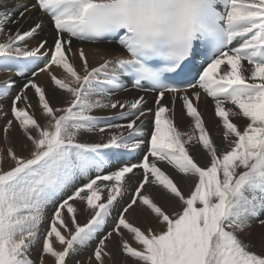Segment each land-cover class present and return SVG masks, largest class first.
I'll return each instance as SVG.
<instances>
[{"label":"snow or ice","instance_id":"obj_1","mask_svg":"<svg viewBox=\"0 0 264 264\" xmlns=\"http://www.w3.org/2000/svg\"><path fill=\"white\" fill-rule=\"evenodd\" d=\"M37 9L52 22L51 45L47 38L28 44L43 27L39 18L24 27ZM85 42L118 44L126 56L97 48L103 62L90 66ZM53 66L65 75L58 77ZM0 70L24 80L0 141V264H46L45 254L54 264H67L77 247L93 241L87 261L75 264H123V257L142 264H264V233L255 241L244 239L254 221L264 227V0H0ZM42 73L66 94L61 105L52 104L38 82ZM12 75L0 82V99L16 86ZM125 78L157 94L154 113L142 110L143 96L114 99ZM29 90L43 121L33 111ZM201 90L214 101L229 150H218L205 126L198 110ZM166 97L173 108L165 105ZM177 99L193 121L190 132L175 124ZM117 108L115 116L93 115ZM149 113L153 128L146 132ZM235 114L249 121L243 130L230 118ZM7 115L0 104V116ZM14 127L20 130L16 142L9 135ZM96 132L107 133L106 139H82ZM194 141L210 156L208 166L190 154ZM110 149L144 154L138 163L105 172ZM159 162L197 178L189 196ZM134 170H142L143 178L113 216ZM148 184L160 186V199L178 198L182 211L169 215L143 191ZM77 200L92 212L86 223L77 219ZM144 209L165 229L145 231L130 222L129 214ZM125 230L139 248L124 237ZM113 237L120 261L109 248ZM41 242L42 253L34 259L32 250Z\"/></svg>","mask_w":264,"mask_h":264},{"label":"bare ground","instance_id":"obj_2","mask_svg":"<svg viewBox=\"0 0 264 264\" xmlns=\"http://www.w3.org/2000/svg\"><path fill=\"white\" fill-rule=\"evenodd\" d=\"M7 2L11 4L14 2V0H7ZM33 2L34 0H28V3H33ZM31 16H32V19L29 20L26 24H24L25 28H27L30 24H32L33 21L37 18L43 21V27L38 33V35H36L34 38L28 41L29 46H34L42 38H47L49 45H51L52 38L55 33H54V28H53L50 18L46 14L42 13L39 9L32 12ZM21 23H23V21ZM7 28L14 29L15 26L9 24ZM7 28L5 29V32H7ZM78 45H79V42L74 40L73 46L77 47ZM82 46L85 49L90 66H97L98 64L103 62L101 53H98L96 51L97 48L103 50L105 47H112V48H115L121 54L126 56V53L118 44L107 45L106 43H87L85 42ZM75 63L77 66H79V64L81 63L78 56L75 57ZM42 64H43V61L40 62V66H42ZM244 66L248 67L246 62L244 63ZM52 72L55 73L58 77H62L65 75L63 70L57 66L52 67ZM28 74L30 75V73ZM10 75H12V73L8 71L0 70V82H3L6 79H8ZM12 78L16 81V86L10 90L9 95L6 98L0 99V104L3 105V111L8 113L7 117L0 116V141H2L3 135H4L2 132L3 125L6 123L7 119L12 118L11 112H10L12 99L14 95L18 92L20 86L24 83V80L18 76L12 75ZM38 82L41 83L43 86H45L46 89L48 90V94L50 96V100L52 104L59 106L63 103L66 94L64 93L63 90H56L54 88L53 84L51 83L48 73L40 74L38 77ZM124 83H125V87L122 90L117 91L115 93L114 99H121V100L126 99V100L131 101L136 97L143 96L145 99V103L142 105V110L152 109L154 113V110L156 107L154 101H156L157 95L135 89L132 85L127 83L126 78H125ZM28 96L30 97L31 102L33 104V111L35 112L36 117L40 119L41 121H43V117L41 116L40 110L36 107V97L33 95V92L31 90L28 91ZM164 103L170 109L173 108V104L169 97H166L164 99ZM20 106H23V105L21 104ZM227 107H232V106L227 105ZM198 110L201 112L203 120L205 122V126L209 130V134L212 137L218 150H220L221 152L223 150H229V142L226 141L223 137L224 129L222 127V122L215 115L214 101L212 100L211 97H208L207 94L203 92V90H201V97L198 102ZM119 111L120 109L118 108L115 110L113 109L97 110L93 113V115L115 116V114L118 113ZM174 112H175V124L177 125V127L183 132L192 131L193 121L190 117L186 115L185 110L182 109V102L179 99L175 101ZM233 112L239 113V110L233 108ZM166 115H169V114H166ZM230 118L232 119L234 123L237 124L238 128H240L241 130H243V128L246 127L247 123L249 122L247 118H244L240 114L230 115ZM153 121H154V115L152 113L147 114L146 117L144 118V127H145L146 132H150L152 130ZM110 122L111 123H126L125 120H119V119H113ZM125 132H127L126 129H125ZM9 135L12 141L16 142L18 138L20 137V130L14 127L12 130H10ZM106 136H107V133L100 134L99 132H96L92 134H87L82 139L90 140L93 142H100L102 139H106ZM0 146L2 147L3 144L0 143ZM188 147H189L190 154L194 157V159L200 165L202 163L204 166L207 165V163L210 161V156L206 154V151L203 150L202 147L196 141H194L192 145H188ZM105 152L108 154L112 153L113 154L112 157L116 158L114 161H107L106 160L107 158L105 159L104 164L102 165L105 172H107L108 169L109 170L115 169L119 167V165H122L124 163L139 162L140 157L144 154L143 149L135 153H128V152L118 151L114 149L105 150ZM128 158H131V159H128ZM158 166H160L162 170H164L166 173H168L170 176L173 177V179L177 182L178 187L180 188L181 192L185 195V197L189 195L190 192H192L193 187L195 185L196 177H193L191 175L185 176L184 174H180L178 173L177 170H175L172 166L168 165L166 162H159ZM134 171L136 172V175L134 177H131V180L127 182L128 191H126L123 197L119 200V202L115 204L114 211L116 212H118L121 209V206L130 199V196L132 195L134 188L137 186L134 180H137V179L140 180L142 177V170H134ZM129 176H131V174H129ZM69 191L71 190L69 189ZM69 191H68V194H70ZM143 191H145L147 194L151 195L154 199H156L161 204V206L164 208L165 211L166 210L170 211L171 207L172 206L174 207L176 205L179 206L180 209H182L183 207V205L181 206L179 205L180 204L179 199L172 197L171 195H169L165 199H160L159 193L161 189H160V186L158 185L148 184L145 186V189ZM76 207L78 209V212H77L78 221L80 223H86L87 219L90 218L92 214L91 210L86 209L85 203L80 202L79 200L76 201ZM51 212L52 211H48L47 215L50 216L49 213ZM128 218L131 223H133L136 226L141 227V229H144L145 226L146 227L150 226L154 228L156 231H160V230H164L166 227L165 225H162L161 222H159L156 217L151 216L149 214V211L146 209L134 211L131 214H129ZM111 223L108 222L109 228L112 226ZM250 232H251V235H246L244 239L246 240L250 239V240L255 241L256 238L261 233H264V227H261L258 222L254 221L252 223ZM124 237L129 241V243H131V241L132 242L134 241L132 234L128 233L126 230L124 231ZM117 239H118L117 237L112 238V240L109 243V248L113 251L115 259L117 261H120L122 258V253H121L120 247L117 244ZM95 243L96 242H92L91 245L95 246ZM54 246L58 248L60 247L58 242H55V240H54ZM257 251L259 252L260 249L257 248ZM40 253H42V246L41 244H37L32 250L33 258L35 259L36 256ZM90 254L91 253L89 250H86L80 247L78 249H75L73 253L70 254V257L87 261V258ZM49 258L51 257L46 254L44 255L45 262L48 261ZM133 260L134 259L131 257H123L124 264H137L133 262Z\"/></svg>","mask_w":264,"mask_h":264},{"label":"rangeland","instance_id":"obj_3","mask_svg":"<svg viewBox=\"0 0 264 264\" xmlns=\"http://www.w3.org/2000/svg\"><path fill=\"white\" fill-rule=\"evenodd\" d=\"M154 103H155V105H156V101H154ZM0 147H1V146H0ZM112 155H113L112 153H110V154L107 153V156H106L107 159H106V160H107V161H114L116 158L112 157ZM109 157H110V158H109ZM140 158H141V157H140ZM117 159H118V158H117ZM128 159H131V158H128ZM128 159H127V160H128ZM136 163H138V162H136ZM209 164H210V161H209V162L207 163V165H205V166H208ZM107 165H108V164H107ZM202 165H203V163H202L200 166H202ZM4 166H5V168H6V167H7V164H5ZM119 166H120V165H119ZM203 166H204V165H203ZM108 171H110V170L108 169ZM142 178H143V177H141V179H142ZM137 180H138V179H137ZM137 180H134V182L137 181ZM196 180H197V178H196ZM195 183H196V181H195ZM194 187H195V185H194ZM194 187H193V190H194ZM70 190H71V189H70ZM193 190H192V191H193ZM69 192H70V194H71V191H69ZM190 194H191V192H190ZM190 194H189V195H190ZM189 195H187V196H189ZM187 196H186V197H187ZM179 205H180V206L182 205L181 201H180V204H179ZM198 206H199V205H198ZM172 210H174V211H172ZM179 210L182 211V209H180V207L176 205V206H174V207L172 206L170 211H167V210H166V211H167V213H168L169 215H172L173 213H176V212H178ZM48 211H52L51 207H49ZM114 213H115V214H114ZM51 214H52V212L49 213L50 216H51ZM116 214H117V212H116V211H113L112 215L115 216ZM149 214H150L151 216H154V215L151 214L150 212H149ZM154 217H155V216H154ZM45 221H47V222H44L43 228H47V227H48V223H49V222H48L47 219H45ZM111 222H112V221L109 220V223H111ZM111 224H112V223H111ZM161 224L164 225L163 223H161ZM161 224H160V225H161ZM148 228H151L153 231L158 232V231H156L154 228H152V227H150V226H147V227L145 226V228L142 229V230L147 231ZM160 231H161V230H160ZM134 241H135V240H134ZM134 241H133V242L131 241L130 244H131L133 247H137V248H139L140 245H139L136 241H135L136 243H135ZM93 242H95V241H93ZM136 245H137V246H136ZM41 246H42V242H41ZM94 247H95V246H92V245L90 244L88 247H82V248H84V249H86V250H89L90 253H92V252H93L92 250H93ZM78 248H80V247H77V249H78ZM91 249H92V250H91ZM84 251H85V250H84ZM75 260L77 261V260H80V259H75V258L69 256V257L67 258V264H75ZM133 262H135V263H137V264H142L141 261L136 260V259H134ZM46 264H54V260H53V258H49V260L46 261ZM109 264H111V262H109ZM123 264H124V263H123Z\"/></svg>","mask_w":264,"mask_h":264}]
</instances>
